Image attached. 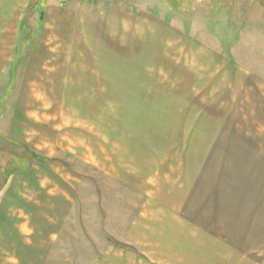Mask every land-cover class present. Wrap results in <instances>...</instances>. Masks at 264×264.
Instances as JSON below:
<instances>
[{
    "label": "rangeland",
    "instance_id": "1",
    "mask_svg": "<svg viewBox=\"0 0 264 264\" xmlns=\"http://www.w3.org/2000/svg\"><path fill=\"white\" fill-rule=\"evenodd\" d=\"M78 2L100 20L0 15V264H234L188 253L213 179L184 148L224 136L205 83L264 78V0Z\"/></svg>",
    "mask_w": 264,
    "mask_h": 264
},
{
    "label": "crops",
    "instance_id": "2",
    "mask_svg": "<svg viewBox=\"0 0 264 264\" xmlns=\"http://www.w3.org/2000/svg\"><path fill=\"white\" fill-rule=\"evenodd\" d=\"M30 2L32 4L33 0H0V15L9 12L10 6L22 9ZM73 2L74 9L69 13L66 11L68 4H60L54 5L53 14L49 10L50 1L47 0L43 10L44 19L52 14L54 17L50 19L55 21L73 18L75 28L78 23L89 19L100 20L96 9L92 8V12H89L92 15L86 16L88 11L85 5L78 0ZM144 45L151 47L147 42ZM154 45L159 47L158 42ZM207 53L221 54L210 49H207ZM221 79L205 83L204 119L205 133L221 134L224 135L223 139L188 142L184 148L185 155L190 151L197 155L199 152L201 159L200 167L196 170L199 164L186 157L183 170L188 179L196 171L199 187L203 182V188L208 186L206 179H213L212 189L201 196L204 201L198 202L197 207L188 208L194 211L188 213L190 222H199V227L209 231L205 239L210 240L205 242L202 251L197 252L195 244L192 246L194 251L189 246L187 249L195 262L196 258L200 261L199 256H203L205 262L211 260L212 263L230 261L234 264H264V78L246 77L247 80L243 82L233 79L228 94L224 92L225 83ZM232 88L234 93H231ZM224 119L228 120L226 124ZM218 121L220 124H217ZM207 197L209 201L205 200ZM192 228V224L188 223V229ZM211 246H219L223 250L217 253ZM206 255L210 256L209 260Z\"/></svg>",
    "mask_w": 264,
    "mask_h": 264
},
{
    "label": "trees",
    "instance_id": "3",
    "mask_svg": "<svg viewBox=\"0 0 264 264\" xmlns=\"http://www.w3.org/2000/svg\"><path fill=\"white\" fill-rule=\"evenodd\" d=\"M46 2H47V0H36V2H34L33 3V5H32V9L33 10H38L39 8H42V6H45L46 5ZM40 12V17H41V22H42V20L44 19V15H45V13H44V11H39ZM115 243H116V245L117 246H122V244L121 243H119V242H117V241H115Z\"/></svg>",
    "mask_w": 264,
    "mask_h": 264
}]
</instances>
